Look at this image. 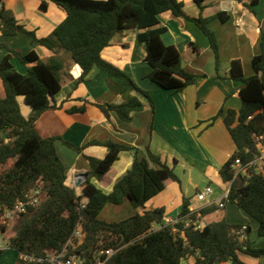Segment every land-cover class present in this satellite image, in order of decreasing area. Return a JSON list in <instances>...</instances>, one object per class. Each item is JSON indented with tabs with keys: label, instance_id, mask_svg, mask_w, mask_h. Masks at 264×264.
<instances>
[{
	"label": "trees",
	"instance_id": "1",
	"mask_svg": "<svg viewBox=\"0 0 264 264\" xmlns=\"http://www.w3.org/2000/svg\"><path fill=\"white\" fill-rule=\"evenodd\" d=\"M0 0V32L4 36L27 35L33 43L50 50L53 55L42 61L32 50L21 53L9 50L0 59V78L4 96H0V130L8 141L0 138V216L10 211L18 201L26 200L34 190L40 189L41 199L29 206L25 213L14 217L13 235L7 248L17 254L40 257L45 253L63 252L65 257L77 254L84 264L95 260L97 252L112 249L113 255L107 264H181L183 259L195 258L196 264H219L238 260L242 251L253 257L264 255L263 248H253L241 239V225L222 219L199 226L200 216L213 210L204 208L189 210V201L184 199L179 219L175 224H164V210L151 209L136 213L118 222L99 219L106 204L120 205L128 202L134 208L144 205L159 194L168 182L178 178L172 166L160 155L146 147V155H139L137 148L117 143H107L103 159L87 157L90 170L82 184V193L77 194L66 184V167L59 158L55 137H43L35 128L40 114L51 108V101L61 88L72 79V66L82 69L78 81L82 82L93 67L107 73L110 88L121 97L119 104H99L105 115L114 110L123 121H130L132 112L141 111L143 104L134 92L147 97L137 84L118 66L105 60L102 52L130 28L138 29L137 39L146 49L145 60L151 68L149 77L162 88L180 91L195 83L197 75L187 71L182 64L179 50L164 44L161 36L166 31L159 26V16L170 12L176 18H188L183 3L178 0H50L61 8L66 17L47 36L38 38L16 19L13 11ZM206 0H195L200 10ZM249 9L257 3L251 0H235ZM41 10L47 2L41 1ZM225 14H218L223 21ZM207 36L219 62V47L215 33L208 24L213 18H188ZM6 47V46H5ZM194 50L198 47L192 45ZM260 52L252 59L254 74L245 77L239 60L231 62V77L242 82L239 89L241 107L238 112L219 111L209 120L211 125L222 117L236 150L220 169L224 182L233 178L231 164L236 157L247 162L258 153L256 135L264 133V34L259 41ZM15 57L28 66L27 72H18L11 62ZM23 97L32 109L25 117L18 101ZM83 111L84 107L73 111ZM72 111V110H71ZM80 150L79 147L64 141ZM122 150L135 153L132 167L114 184L113 191L105 194L91 183V178L102 179ZM87 198L85 206L82 201ZM227 201L236 204L258 223V232L264 236V179L252 173L249 177L232 183ZM159 226V228H155ZM83 233L79 242L70 243L75 229ZM7 230L0 224V235ZM248 232V227L244 233ZM0 250V256L4 253ZM16 264L26 263L17 258ZM50 264V263H42Z\"/></svg>",
	"mask_w": 264,
	"mask_h": 264
},
{
	"label": "crops",
	"instance_id": "2",
	"mask_svg": "<svg viewBox=\"0 0 264 264\" xmlns=\"http://www.w3.org/2000/svg\"><path fill=\"white\" fill-rule=\"evenodd\" d=\"M41 1L5 0L4 5L13 11L20 24L41 38L49 35L66 17L65 12L50 0H45L47 9L41 10ZM178 1L183 3V11L188 18L200 15L213 18L208 26L217 39L218 64L209 39L194 22L164 12L159 16V26L166 28L161 38L164 44L179 50L183 67L197 75L194 84L180 91H169L153 81L148 76L151 68L145 60V46L137 39L139 30L130 28L103 50L102 57L121 68L149 94L147 97L134 92L143 109L132 112L130 121L121 120L114 110L105 115L98 105L119 104L121 97L110 88L107 73L96 66L79 82L82 69L76 64L70 71L72 79L54 96L52 107L40 114L35 128L43 137L56 138L57 154L66 167V184L77 194L82 193V184L89 176L87 157L103 159L107 153L106 145L110 142L137 148L141 156L146 155L148 147L173 167L178 180L168 182L144 207L134 208L128 202L120 205L109 203L99 216L106 211L114 219L123 212L132 216L151 209H163V223L168 224L179 219L184 199H188L191 212L213 207L204 216L197 213L200 227L222 219L231 224L245 225L248 232L242 234L241 239L253 248H263L264 236L259 234L256 220L226 200L230 185L222 180L220 169L235 152L236 145L222 117L211 125L209 120L221 110L225 114L229 110L238 112L241 107L239 89L242 82L231 77V62L240 61L245 77L254 74L252 59L260 52L259 41L264 34V0H257L252 9L235 0H206L202 10L195 0ZM245 2L250 4L251 0ZM221 13L225 14L224 21L217 16ZM192 45L198 50H194ZM8 49L23 54L34 50L42 61L53 55L47 48L33 43L27 35L4 36L0 32V59L9 53ZM11 62L18 72H27L28 66L17 58L13 57ZM15 62H18L17 66ZM0 96H4L1 78ZM18 101L22 114L28 117L31 107L23 97ZM81 107H84L83 111H73ZM64 141L80 150L71 148ZM134 157L133 150H122L107 174L100 180L91 178V183L110 194L115 182L132 167ZM80 176L83 181L77 185ZM207 186L212 188V193L205 199H199L198 194ZM83 202L86 203L87 198ZM220 202H223L222 208L218 206ZM8 249L7 246L4 248L5 251ZM15 254L18 258L17 252ZM0 262L10 264L2 259ZM181 264H196L195 258L183 259ZM219 264H264V255L253 257L239 251L237 261Z\"/></svg>",
	"mask_w": 264,
	"mask_h": 264
},
{
	"label": "built area",
	"instance_id": "3",
	"mask_svg": "<svg viewBox=\"0 0 264 264\" xmlns=\"http://www.w3.org/2000/svg\"><path fill=\"white\" fill-rule=\"evenodd\" d=\"M4 133L0 130V138H3L5 142L8 141V138L3 135ZM255 140L257 141L258 146V153L255 155L254 158L247 162H243L240 157H236L231 164V169L233 170V178L229 183L230 187L233 182L238 179H243L249 177L252 173L261 175L264 179V133L255 136ZM212 193V188L207 186L204 191L198 194L199 199H205ZM40 189L32 191L24 201H18L14 207L6 212L5 214L0 216V224L5 225L7 228L12 227L13 219L15 216L25 213L29 206L36 205L41 197ZM85 206V202L82 201V207ZM220 208H222L223 202L218 204ZM12 222V223H10ZM168 224H175V221H169ZM247 227L245 225L241 228V233L244 234ZM243 236V235H242ZM241 236V237H242ZM83 238V233L77 228L73 231L70 243L73 241L79 242ZM5 247L0 244V250H3ZM67 249L65 248L63 252L57 253L55 251H49L45 253L44 256L35 257L26 254H19V260L26 262V263H35V264H42V263H50V264H84V259L80 258L77 254H71L65 257ZM114 251L112 249H104L97 252L95 260L92 261L90 264H107V260L110 256H112Z\"/></svg>",
	"mask_w": 264,
	"mask_h": 264
},
{
	"label": "rangeland",
	"instance_id": "4",
	"mask_svg": "<svg viewBox=\"0 0 264 264\" xmlns=\"http://www.w3.org/2000/svg\"><path fill=\"white\" fill-rule=\"evenodd\" d=\"M16 63H18V62H15V65L17 66L18 64H16ZM129 217H130L129 215H127L125 212H123L120 215V217H115L113 219V217H110L109 213L106 212V211H103L101 213V215L99 216V218L101 220H104V221L106 220V222H111V221L118 222V221H122L124 219H127ZM102 218H104V219H102ZM10 223H12V222H10ZM11 229L12 228L9 227L8 228L9 231H7L5 235L0 236V244L3 245V247H6L7 240L13 235V231ZM1 259L4 262H10V264H16V262H17V258H16L15 252H13V250H10V249L4 251V253L0 256V260ZM0 264H1V262H0ZM2 264H6V263H2Z\"/></svg>",
	"mask_w": 264,
	"mask_h": 264
},
{
	"label": "water",
	"instance_id": "5",
	"mask_svg": "<svg viewBox=\"0 0 264 264\" xmlns=\"http://www.w3.org/2000/svg\"><path fill=\"white\" fill-rule=\"evenodd\" d=\"M84 177H86V175H84ZM82 181H83L82 176H80V177L78 178L77 185H78L79 183H81Z\"/></svg>",
	"mask_w": 264,
	"mask_h": 264
}]
</instances>
